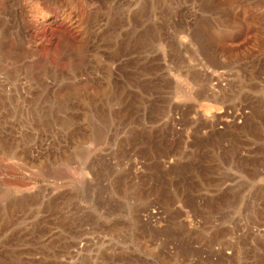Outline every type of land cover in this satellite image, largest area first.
Listing matches in <instances>:
<instances>
[{"label": "rangeland", "instance_id": "rangeland-1", "mask_svg": "<svg viewBox=\"0 0 264 264\" xmlns=\"http://www.w3.org/2000/svg\"><path fill=\"white\" fill-rule=\"evenodd\" d=\"M0 264H264V0H0Z\"/></svg>", "mask_w": 264, "mask_h": 264}, {"label": "bare ground", "instance_id": "bare-ground-1", "mask_svg": "<svg viewBox=\"0 0 264 264\" xmlns=\"http://www.w3.org/2000/svg\"><path fill=\"white\" fill-rule=\"evenodd\" d=\"M155 1H157V0H155ZM151 3H153V2H151ZM150 3V4H151ZM75 13V14H74ZM78 17H77V13H76V11L75 12H73V17H72V19H71V21H72V23L78 28V29H80V27H81V22H80V20L79 19H77ZM174 22V21H173ZM189 26V29H190V31H191V33H188V34H183V33H185L184 31H182V30H176L177 28H174V32H179V34H181V36H180V41H181V43L182 44H186V43H192V38H195L196 36H199L200 35V29H199V26H197V24H194V23H190V24H188ZM191 25V26H190ZM148 28V32H147V36H148V38H150L151 36H153V38L157 41V42H159V44L160 45H163L164 46V44H162L161 42H162V40H163V37H162V35H163V33H162V28L160 27V26H158V24H155V22H153V23H151L150 24V26H148L147 27ZM177 32V33H178ZM176 33V34H177ZM187 33V32H186ZM175 34V33H174ZM202 34V33H201ZM178 35V34H177ZM179 37V36H178ZM201 37V36H200ZM197 38V37H196ZM153 39V40H154ZM204 41V40H203ZM205 42V41H204ZM200 43V42H199ZM198 45H200V44H198ZM201 45H204V44H202L201 43ZM208 45H211V44H208V42H207V44H206V42H205V46H203V49H205V50H208ZM200 47V46H199ZM211 47H212V45H211ZM210 47V49H212ZM202 49V50H203ZM213 49H215V48H213ZM212 49V50H213ZM209 51V50H208ZM211 51V50H210ZM213 51H215V50H213ZM213 53H215V52H212V54Z\"/></svg>", "mask_w": 264, "mask_h": 264}]
</instances>
